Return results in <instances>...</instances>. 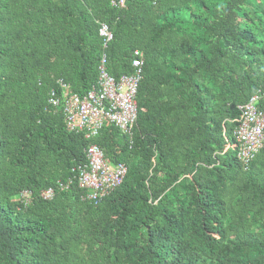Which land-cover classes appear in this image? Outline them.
Returning <instances> with one entry per match:
<instances>
[{"label":"trees","instance_id":"1","mask_svg":"<svg viewBox=\"0 0 264 264\" xmlns=\"http://www.w3.org/2000/svg\"><path fill=\"white\" fill-rule=\"evenodd\" d=\"M100 22L110 76L142 53L130 137L70 133L47 110L56 80L96 85ZM260 90L264 0H0V264H264V142L247 169L233 149ZM89 145L127 168L98 203L77 181Z\"/></svg>","mask_w":264,"mask_h":264},{"label":"built area","instance_id":"2","mask_svg":"<svg viewBox=\"0 0 264 264\" xmlns=\"http://www.w3.org/2000/svg\"><path fill=\"white\" fill-rule=\"evenodd\" d=\"M126 0H109L113 9L121 10ZM98 36L102 41V52L98 65L96 85L81 97L74 94L68 84L56 80L55 86L47 91V110L63 116L66 131L84 133L86 138H95L105 127L113 126L121 133L131 136L137 120L138 108L136 95L141 80L143 65L142 53L135 50L132 54L133 72L113 78L107 72L105 50L113 39L106 23H98ZM264 91L253 95L245 104L239 106L240 114L235 120V156L243 169H247L252 159L262 149L264 142V112L258 107ZM228 146L227 148H229ZM86 163L77 168V181L85 192L88 202L98 203L115 190L124 179L127 168L124 164H112L97 145L85 149ZM66 186L60 184L63 189ZM54 192L48 188L41 192L44 200H51ZM25 205L31 201L30 192L19 195Z\"/></svg>","mask_w":264,"mask_h":264},{"label":"rangeland","instance_id":"3","mask_svg":"<svg viewBox=\"0 0 264 264\" xmlns=\"http://www.w3.org/2000/svg\"><path fill=\"white\" fill-rule=\"evenodd\" d=\"M243 26L250 30H256L258 28L256 22L251 19L250 14L248 13H247V19L243 22Z\"/></svg>","mask_w":264,"mask_h":264}]
</instances>
